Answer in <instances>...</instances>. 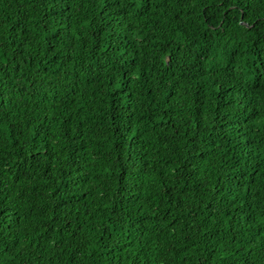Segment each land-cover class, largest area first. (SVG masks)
I'll list each match as a JSON object with an SVG mask.
<instances>
[{"label": "trees", "instance_id": "obj_1", "mask_svg": "<svg viewBox=\"0 0 264 264\" xmlns=\"http://www.w3.org/2000/svg\"><path fill=\"white\" fill-rule=\"evenodd\" d=\"M0 264H264V0H0Z\"/></svg>", "mask_w": 264, "mask_h": 264}]
</instances>
